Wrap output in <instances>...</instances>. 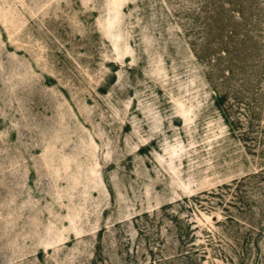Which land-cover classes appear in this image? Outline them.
<instances>
[{
  "label": "rangeland",
  "instance_id": "rangeland-1",
  "mask_svg": "<svg viewBox=\"0 0 264 264\" xmlns=\"http://www.w3.org/2000/svg\"><path fill=\"white\" fill-rule=\"evenodd\" d=\"M0 264H264V0H0Z\"/></svg>",
  "mask_w": 264,
  "mask_h": 264
}]
</instances>
